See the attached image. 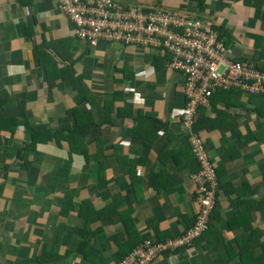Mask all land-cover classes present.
I'll use <instances>...</instances> for the list:
<instances>
[{
	"label": "crops",
	"instance_id": "1",
	"mask_svg": "<svg viewBox=\"0 0 264 264\" xmlns=\"http://www.w3.org/2000/svg\"><path fill=\"white\" fill-rule=\"evenodd\" d=\"M114 1L209 24L233 60L264 69V0ZM74 77L88 102L73 99ZM185 84L160 48L79 41L57 0H0V113L21 122L14 132L0 123V264H118L145 239L186 232L200 207L181 118ZM116 92L130 115H100ZM74 108L91 111L85 121L100 131H88L78 153L66 142L38 144L23 168L18 152L32 130L56 129ZM201 111L219 183L209 227L149 264H264V96L217 93Z\"/></svg>",
	"mask_w": 264,
	"mask_h": 264
},
{
	"label": "built area",
	"instance_id": "2",
	"mask_svg": "<svg viewBox=\"0 0 264 264\" xmlns=\"http://www.w3.org/2000/svg\"><path fill=\"white\" fill-rule=\"evenodd\" d=\"M57 7L72 23L75 37L88 46L115 43L160 48L169 56V67L185 77L186 104L181 118L199 165L192 178L200 208L186 232L168 241L145 239L118 263L149 264L163 252L191 244L211 221L219 183L205 140L196 129L200 110L210 107L219 92L264 96V69L253 61L233 60L219 29L180 12L125 7L114 0H57Z\"/></svg>",
	"mask_w": 264,
	"mask_h": 264
},
{
	"label": "trees",
	"instance_id": "3",
	"mask_svg": "<svg viewBox=\"0 0 264 264\" xmlns=\"http://www.w3.org/2000/svg\"><path fill=\"white\" fill-rule=\"evenodd\" d=\"M115 2V1H114ZM117 3V2H115ZM119 4V3H117ZM121 5V4H120ZM123 6V5H122ZM126 7V6H125ZM58 8V7H57ZM60 12V11H59ZM61 13V12H60ZM63 14V13H62ZM64 15V14H63ZM27 32L29 37L33 36V30L32 25L30 23L29 27L27 28ZM221 38L225 40V43L227 45V38L224 34V32L220 31ZM75 36V35H74ZM45 42L39 43L38 48L35 52V56L37 59H39L42 63V58L39 56L40 51L44 49ZM143 47V46H142ZM46 69L48 70V65H46ZM75 79H71V84L73 86L74 91L76 92L74 96V100L80 101L79 98L84 99L85 101H89L90 97L89 95L84 94L85 91V83L82 78L74 77ZM230 92H238L236 90L228 91V92H219V94H230ZM122 93L116 92L112 95L111 102H105L104 105L100 106V115L104 116H110V114L116 109V114L118 117H127L130 114H128L125 109H123L122 105H119V100H122ZM116 103V104H115ZM2 103L0 101V109H1ZM91 111L86 112H80L79 109L74 108L67 112V114L64 117H61L58 120L57 128H34L32 130V135L22 149L19 150L18 156L20 155V160L22 163V167L30 170L28 168V165L33 161L31 156L33 152L36 151L38 144H49L55 142L57 146L61 145V142H66L68 144V150L70 153H78L79 150L82 149L85 139L87 137L88 131L95 128L96 130L100 131L101 123H96L93 120L85 121L87 117H90ZM204 114L200 113V116L196 123V129L199 130L203 124L201 122L206 121ZM76 116V117H74ZM141 116H149V114H145L144 112L141 113ZM0 117L3 116L0 113ZM71 117H74L71 119ZM90 119V118H89ZM111 122V121H110ZM0 123H3V125L10 131L14 132L15 128L21 124V122L16 121L14 119H0ZM13 126H11V124ZM140 123V122H139ZM108 124V123H107ZM1 127V126H0ZM139 245V244H138ZM137 245V246H138ZM136 247V246H135ZM134 248H132L129 252H131ZM128 252V253H129ZM127 253V254H128ZM126 256V255H125Z\"/></svg>",
	"mask_w": 264,
	"mask_h": 264
}]
</instances>
